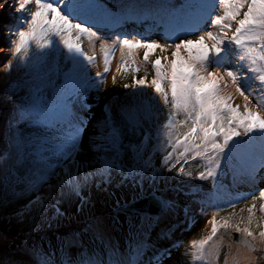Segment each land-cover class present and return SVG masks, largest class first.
Here are the masks:
<instances>
[{
  "label": "snow or ice",
  "instance_id": "snow-or-ice-1",
  "mask_svg": "<svg viewBox=\"0 0 264 264\" xmlns=\"http://www.w3.org/2000/svg\"><path fill=\"white\" fill-rule=\"evenodd\" d=\"M8 10L16 15L0 36L15 64L9 59L3 70L23 77L4 93L13 110L0 127V209L18 204L4 218L31 227L0 264H169L183 244L177 233L212 209L210 233L191 241L185 256L207 261L224 237L257 252L264 244V187L257 188L264 182V0H0V11ZM129 24L145 31L128 32ZM93 28L105 32L97 38L104 73L95 77L87 67L95 57L81 46ZM33 45L48 56L34 60ZM116 51V73L132 79L123 97L103 94ZM16 88L24 95L13 99ZM114 182L151 192L143 207L125 205L126 226L89 215L82 232L52 242L44 229L63 216L62 203L79 198L83 211L90 200L82 193ZM241 186L254 191L233 199ZM166 191L183 194L184 203L157 195Z\"/></svg>",
  "mask_w": 264,
  "mask_h": 264
},
{
  "label": "rangeland",
  "instance_id": "rangeland-1",
  "mask_svg": "<svg viewBox=\"0 0 264 264\" xmlns=\"http://www.w3.org/2000/svg\"><path fill=\"white\" fill-rule=\"evenodd\" d=\"M113 3V0H105V2ZM177 3H182L183 0H176ZM110 4V5H111ZM16 14L12 13L11 10H8L7 12L0 11V25L3 24H11L13 22L14 16ZM134 26H139L135 24H129L128 28ZM143 27H146V25H142ZM92 31L95 33V35L92 37V40L90 41L87 36H84L81 40V46L83 51H85L89 55H94L95 57V63L94 65H88V71L89 74L92 77L96 76V73L99 71L101 73H104V63H103V53L100 48V39H103L104 35H101L102 31H97L95 28L92 29ZM135 33H139V31H133ZM103 36V37H102ZM100 38V39H97ZM139 38V35L137 36ZM165 41L161 39V43H164ZM109 43L111 41L109 40ZM9 42L3 38V36H0V127H3L6 123L8 118L12 114L13 105L11 102H5L4 93L6 90L10 89V86L13 83H16L21 80L23 77V71L17 72L15 70H12L9 73H6L3 70L4 64L7 63L9 59H13L11 52L9 51ZM61 50L62 46H57ZM65 55H68L66 50H63ZM29 55L34 60H41L43 57L48 56V52H44L41 54L38 52V50L33 45L30 49ZM161 55L159 51L150 57L151 59H155L156 56ZM169 57L171 56V53H166ZM58 58V57H57ZM143 58V51L141 50L139 52V59ZM61 64L63 63V60L60 61ZM13 63L15 64V59H13ZM86 63V62H85ZM120 53L119 51H116L110 58V71L105 74L107 83L104 86V95H107L108 93H118L121 97H123V94L125 92H130V89H124L122 85L124 83H131L132 79L131 76H128L126 79L123 78V75L120 73H116L117 65L120 64ZM49 65H44V67L41 69V71H46L48 69ZM117 76V83L114 85L112 82L113 75ZM153 70L149 66L148 67V75L147 79L150 81L153 76ZM145 73L143 70H141L137 76H144ZM2 83V81H4ZM147 93L151 94L152 90L147 89ZM9 95L13 97V99L18 98L19 96L24 95L23 90L16 88L11 89L9 91ZM237 103H242V100H237ZM101 107L94 108L93 109V115L94 117H99L101 115ZM85 116H87V113H84ZM94 122V120H93ZM6 145L3 143H0V152H2L3 148H5ZM159 166V165H157ZM186 170L193 171L194 174H196L195 168L188 169V166L186 165ZM229 181L226 180L225 183H228ZM193 183L196 184H202L204 188H210L211 183L210 181H194ZM262 183V182H261ZM259 183L257 185V188H259L264 183ZM115 184V185H114ZM160 188H164V184H160ZM254 191L253 188L247 187V186H241L239 189V192H234L232 195V198L235 199L237 196H244L247 195L248 192ZM113 192V195L111 193ZM256 192V191H255ZM160 195H165L169 198H174L175 196L179 201L184 203L185 197L183 194H176L172 191H166V192H158ZM86 197L89 198L90 203L84 208L83 211L80 210V202L79 198L71 197L67 199L64 203L60 205L61 212L63 213L62 217H58L56 221L53 222L52 226L50 228H45L44 231L48 233L49 238L52 240L53 243H55L57 236H69L73 232H82L84 228V222L87 219L89 215L98 216L104 218L109 224H112L113 221H119L120 224H123L126 226L127 216L125 215L124 206L129 204L132 201H136V199H140L144 196L151 195V192L147 189V185H145V191L142 193L139 188L132 187V186H118L117 183H113L111 186H107V190H104L103 188L97 189L96 187H92L90 190L85 191L82 193ZM97 195L99 198V204H102V200H105L108 202L104 204L103 206H99L96 204L94 206V201L96 197H93V195ZM106 194V196H105ZM250 200L251 198L248 197ZM94 203H93V202ZM259 201L257 202V206H259ZM245 201L241 200L240 203L236 206V213L239 214L240 208L244 207ZM16 207H19L18 204L13 203L12 205H9V207L0 209V257H5L7 255L12 254L13 250L20 244L23 243L24 236L23 231H28L31 227V225L24 224L19 225L15 220H12L9 222L6 217L9 213L12 212V210ZM227 207V206H226ZM215 210L212 209L209 211V214L207 216H199L198 222L192 226L188 230H181L177 233L180 239L183 240V244L181 245L179 251L174 250L172 254L171 261L169 264H172V261H183L184 264H210V261L213 259L214 264H248L249 259L254 260V264H264V259H259L260 252L259 249L264 248V244H261L257 242V252H249L245 248L247 254L240 251V246H238L234 241H230L227 237H224L223 241L219 243V245L215 248L212 258H208L207 261L203 260H193L192 256L189 254L187 256L184 255L185 248L189 245V243L193 240H200L204 237H206L210 233L211 226L208 224V221L211 219V215ZM232 211L230 207L227 208L226 211L220 212L219 216L217 217L218 220L221 218H227L228 214ZM199 212V209H197V213ZM49 215H55V210L51 209L49 211ZM180 218L183 219V212H180ZM244 215H247V213H244ZM260 213L257 212V216H259ZM163 226V225H161ZM23 230V231H22ZM159 231V229H155L153 231V238H155L156 233ZM43 233L37 232L33 234V237L35 239H38L40 235ZM234 234V233H233ZM239 236V235H238ZM189 253L194 251L193 249H188ZM236 255L240 256H246V259L243 260H237L239 258L236 257ZM235 259L233 260V258ZM232 261V262H231Z\"/></svg>",
  "mask_w": 264,
  "mask_h": 264
},
{
  "label": "trees",
  "instance_id": "trees-1",
  "mask_svg": "<svg viewBox=\"0 0 264 264\" xmlns=\"http://www.w3.org/2000/svg\"><path fill=\"white\" fill-rule=\"evenodd\" d=\"M106 3H108L109 5L111 4V3H109V1H108V2L106 1ZM110 6H111V5H110ZM144 26H145V25H144ZM134 27H135V28H133V27L128 28V25H127V26H126V30H127L128 32L139 31V33H142V32L145 31V27H143L142 25L134 26ZM205 30H209L207 26L205 27ZM102 32H103V31H102ZM139 33H138V34H139ZM101 35H105V32L101 33ZM196 35H199V33H196ZM102 37H103V36H102ZM193 37H194V36H193ZM103 38H104V37H103ZM113 38H114V37H113ZM262 183H264V182H262ZM262 183H261V184H262ZM112 185H113V184H112ZM114 185H115V184H114ZM260 187H264V184H262ZM238 192H239V190H238ZM255 194L258 195V191H256ZM111 195H113V192L111 193ZM105 196H106V194H105ZM93 197H96V198H95V201H94L95 203L92 201V202L94 203V206H95L96 204H98L99 206H103V207H104V204L108 202V200L105 201V200H106V199H105V200H102V201H101L102 204H99V198H98V196L94 194ZM174 198H177V197L175 196ZM182 204H183V203H182Z\"/></svg>",
  "mask_w": 264,
  "mask_h": 264
},
{
  "label": "water",
  "instance_id": "water-1",
  "mask_svg": "<svg viewBox=\"0 0 264 264\" xmlns=\"http://www.w3.org/2000/svg\"><path fill=\"white\" fill-rule=\"evenodd\" d=\"M157 195H160L159 193H157ZM150 196L151 195H149V196H144V197H142V198H140V199H136V201H132V202H130L129 204H127V206L129 207V208H132V207H135V208H141V207H143L144 205H145V203L148 201V199L150 198ZM125 207V206H124ZM234 236H236V238L238 239L239 238V236H238V234H233Z\"/></svg>",
  "mask_w": 264,
  "mask_h": 264
},
{
  "label": "bare ground",
  "instance_id": "bare-ground-1",
  "mask_svg": "<svg viewBox=\"0 0 264 264\" xmlns=\"http://www.w3.org/2000/svg\"><path fill=\"white\" fill-rule=\"evenodd\" d=\"M101 33H103V32H101ZM5 82V80L4 81H2V83H4ZM243 251V252H245L247 255L246 256H248L249 254L246 252V250H244L243 248H240V251ZM246 256H240V255H236V257L237 258H239V259H237V260H243V259H246L247 257ZM210 258H212L211 256H210ZM235 259V257L233 258V260ZM232 262V261H231ZM215 263V261L213 262V259L210 261V264H214Z\"/></svg>",
  "mask_w": 264,
  "mask_h": 264
},
{
  "label": "clouds",
  "instance_id": "clouds-1",
  "mask_svg": "<svg viewBox=\"0 0 264 264\" xmlns=\"http://www.w3.org/2000/svg\"><path fill=\"white\" fill-rule=\"evenodd\" d=\"M193 39L195 38V37H192Z\"/></svg>",
  "mask_w": 264,
  "mask_h": 264
}]
</instances>
